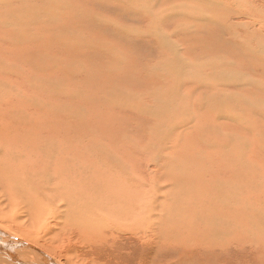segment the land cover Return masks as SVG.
Returning <instances> with one entry per match:
<instances>
[{
	"label": "rangeland",
	"instance_id": "1",
	"mask_svg": "<svg viewBox=\"0 0 264 264\" xmlns=\"http://www.w3.org/2000/svg\"><path fill=\"white\" fill-rule=\"evenodd\" d=\"M219 13L225 22L216 21ZM263 33L264 0H0V160L10 151L11 175H23L25 169L35 175L42 168L54 174L46 180L43 200L72 209L76 207L66 200L98 199L100 208L124 209L115 211L125 217L117 227L124 233L111 232L107 243L87 241L76 230L58 232L60 243L54 245L56 254L51 253L59 258L55 264L76 258L81 264H264V238L259 239L264 237ZM50 153L53 160L47 163L45 154ZM221 189L227 198L217 194ZM7 195L0 188V196ZM108 224L111 229L100 232L117 225L112 220ZM208 226L231 246L213 247L207 231H201ZM150 232V240H143ZM33 236L35 232L28 237Z\"/></svg>",
	"mask_w": 264,
	"mask_h": 264
},
{
	"label": "bare ground",
	"instance_id": "2",
	"mask_svg": "<svg viewBox=\"0 0 264 264\" xmlns=\"http://www.w3.org/2000/svg\"><path fill=\"white\" fill-rule=\"evenodd\" d=\"M149 1V0H148ZM152 1V0H151ZM160 1V0H159ZM163 1V0H162ZM167 1V0H166ZM170 1V0H169ZM175 1V0H174ZM179 1V0H178ZM189 1V0H188ZM190 1H192V0H190ZM194 1H196V0H194ZM207 1V0H206ZM62 2V1H61ZM186 2V1H185ZM205 2V1H204ZM178 3H180V2H178ZM197 3V2H196ZM199 3V2H198ZM212 3V2H211ZM240 3V2H239ZM243 3H244V1H243ZM172 4V3H171ZM175 4V3H174ZM201 4V3H200ZM246 4V3H245ZM250 4V3H249ZM207 5V4H206ZM205 5V6H206ZM215 5V4H214ZM142 6V5H141ZM145 6V5H144ZM149 6H150V4H149ZM154 6V5H153ZM174 6V5H173ZM182 6V5H181ZM210 6H212V5H210ZM210 6H208V7H210ZM194 7V6H193ZM203 7V6H202ZM214 7V6H213ZM216 7V6H215ZM238 7V6H237ZM149 8V7H148ZM163 8V7H162ZM166 8H168V7H166ZM172 8V7H171ZM212 8V7H211ZM152 9V8H151ZM218 10H220L219 8H217ZM234 9V8H233ZM147 10V9H146ZM162 10H164V9H162ZM209 10V9H208ZM180 11V10H179ZM182 11V10H181ZM180 11V12H181ZM203 11H204V9H203ZM215 11L216 10H214L213 12L215 13ZM144 12V11H143ZM163 12H165V11H163ZM176 12V11H175ZM193 12V11H192ZM210 12H212V11H210ZM218 12V11H217ZM222 12H223V9H222ZM166 13V12H165ZM170 13V12H169ZM201 13V12H200ZM205 13V12H204ZM208 13H209V11H208ZM213 13V14H214ZM224 13H226V11L224 12ZM185 14V13H184ZM206 14V13H205ZM220 14V13H219ZM207 15V14H206ZM205 15V16H206ZM212 15V14H211ZM233 15V14H232ZM245 15V14H244ZM174 16V15H173ZM204 16V15H203ZM204 16V17H205ZM214 16H216V15H214ZM212 17V18H216V17H218V16H216V17ZM220 16H221V18H217L216 19V21L217 20H221L222 19V16H223V14L221 15L220 14ZM219 16V17H220ZM241 16V15H240ZM147 17V19H149L148 18V16H146ZM177 17V16H176ZM200 17H202V16H200ZM225 17H226V15H225ZM211 18V17H210ZM251 18V17H250ZM163 19V18H162ZM224 19V18H223ZM222 19V20H223ZM189 21H190V19H188ZM206 20V19H205ZM222 20L219 22V23H221L222 22ZM226 20H228V19H226ZM7 21V20H6ZM185 21V20H184ZM211 21V23H216V24H218V22H215V21H213V20H210ZM209 21V22H210ZM213 21V22H212ZM224 21V20H223ZM17 22V21H16ZM192 22V21H191ZM193 22H195V21H193ZM202 22V21H201ZM225 22V21H224ZM8 23H10V22H8ZM207 23V22H206ZM242 23H244V22H242ZM247 23V22H246ZM249 23H250V21H249ZM248 23V24H249ZM254 23V22H253ZM191 24V23H190ZM224 24H226V23H224ZM247 24V25H248ZM256 24V23H255ZM35 25V24H34ZM200 25V24H199ZM206 25V24H205ZM208 25V24H207ZM191 26H192V24H191ZM194 26H196V25H194ZM209 26V25H208ZM222 26H223V24H222ZM154 27V26H153ZM199 27V26H198ZM202 27V26H201ZM213 26L211 25V27L209 26V28H212ZM225 27V26H224ZM242 27V26H241ZM248 27H249V25H248ZM18 28H19V26H18ZM160 28V27H159ZM203 29H204V27H202ZM245 28V27H244ZM251 28V27H250ZM249 28V29H250ZM16 29V28H15ZM155 29V28H154ZM161 29V28H160ZM195 29V28H194ZM206 29H207V27H206ZM220 30L221 28H216V30ZM226 29V28H225ZM213 30H214V28H213ZM20 31V30H19ZM161 31V30H160ZM211 30H209V32H210ZM215 31V30H214ZM222 32V31H221ZM154 33H155V31H154ZM159 33V32H158ZM188 33H190V32H188ZM212 33V32H211ZM214 33V32H213ZM235 33H237V32H235ZM162 34V33H161ZM210 34V33H209ZM229 34V33H228ZM232 34V33H231ZM262 34V33H261ZM264 34V33H263ZM22 35V34H21ZM168 36V35H167ZM262 37V36H261ZM31 38V37H30ZM204 38V37H203ZM169 39V38H168ZM244 39V38H243ZM162 41V40H161ZM165 41V40H164ZM167 41V40H166ZM242 41H244V40H242ZM76 42V41H75ZM245 42H246V40H245ZM241 43V42H240ZM242 43H244V42H242ZM251 44V43H250ZM154 45H156V44H154ZM172 45V44H171ZM243 45V44H242ZM163 46V45H162ZM167 46V45H166ZM169 46V45H168ZM177 46V45H176ZM179 46V45H178ZM264 46V45H263ZM242 47V46H241ZM249 47V46H248ZM253 47V46H252ZM179 48V47H178ZM245 49V48H244ZM256 49H257V47H256ZM102 50V49H101ZM195 51V50H194ZM245 51L246 50H244V51H242L244 54H245ZM256 51H258V50H256ZM196 52V51H195ZM202 52V51H201ZM247 52V51H246ZM248 52H249V50H248ZM254 52H255V50H254ZM248 54V53H247ZM250 54V53H249ZM248 54V55H249ZM253 54H255V53H253ZM114 55V54H113ZM259 55V54H258ZM174 56V55H173ZM204 56V55H203ZM246 56V55H245ZM119 57V56H118ZM121 57V56H120ZM167 59H165V60H168V57H167V55L165 56ZM262 57V56H261ZM115 58V57H114ZM170 58V57H169ZM179 58V57H178ZM222 58V57H221ZM124 59V58H123ZM126 59V58H125ZM156 59V58H155ZM171 59V58H170ZM169 59V60H170ZM220 59V58H219ZM162 60V59H161ZM160 60V61H161ZM190 60V59H189ZM194 60H196V59H194ZM215 60V59H214ZM264 60V59H263ZM58 61V60H57ZM179 61V60H178ZM197 61V60H196ZM3 62V61H2ZM140 62V61H139ZM181 62H182V60H181ZM185 62V61H184ZM42 63V62H41ZM137 63V62H136ZM174 63V62H173ZM198 63V62H197ZM206 63V62H205ZM217 63V62H216ZM224 63V62H223ZM230 63V62H229ZM44 64V63H43ZM138 64V63H137ZM161 64V63H160ZM178 64V63H177ZM191 64V63H190ZM200 64V63H199ZM210 64V63H209ZM219 64V63H218ZM231 64V63H230ZM242 64V63H241ZM260 64V63H259ZM167 65V64H166ZM189 65V64H188ZM217 65V64H216ZM261 65V64H260ZM40 66V65H39ZM103 66V65H102ZM184 66H186V63H184ZM202 66V65H201ZM218 66V65H217ZM15 67V66H14ZM167 67V66H166ZM179 67H181V66H179ZM200 67V66H199ZM207 67V66H206ZM168 68V67H167ZM186 68H187V66H186ZM87 69V68H86ZM110 69V68H109ZM202 69V68H201ZM253 69V68H252ZM264 69V68H263ZM168 70V69H167ZM190 70V69H189ZM188 70V71H189ZM231 70V69H230ZM229 70V71H230ZM100 71V70H99ZM170 71V70H169ZM183 71V70H182ZM187 71V70H186ZM186 71H184V73H186V74H188ZM219 71V70H218ZM6 72V71H5ZM4 72V73H5ZM43 71H41V73H42ZM81 72V71H80ZM139 72H141V70H139ZM194 71H192V73H193ZM201 72V71H200ZM203 72V71H202ZM201 72V73H202ZM225 72V71H224ZM234 72V71H233ZM18 73H20V71L18 72ZM54 73V72H53ZM74 73V72H73ZM107 73V72H106ZM148 73V72H147ZM152 73V72H151ZM163 73V72H162ZM165 73V72H164ZM178 73V72H177ZM191 73V72H190ZM198 73H199V71H198ZM221 73H223V72H221ZM228 74V73H227ZM231 74V73H230ZM237 74V73H236ZM20 75V74H19ZM106 75V74H105ZM178 75H181V73L180 74H178ZM191 75V74H190ZM190 75H189V77H190ZM197 75V74H196ZM209 75H210V73H209ZM224 75V74H223ZM229 75V74H228ZM172 76V75H171ZM184 76H188V75H184ZM199 74H198V78L197 79H200L199 78ZM230 77L231 76H233V75H229ZM235 76H237V75H235ZM26 77H27V75H26ZM173 77V76H172ZM175 77V76H174ZM182 77V76H181ZM197 77V76H196ZM204 77V76H203ZM202 77V78H203ZM224 77H225V75H224ZM228 77V76H227ZM12 78V77H11ZM34 78V77H33ZM177 78V77H176ZM178 78H180L179 76H178ZM183 78V77H182ZM182 78H181V80H182ZM185 78V77H184ZM202 78H201V80H202ZM218 78V77H217ZM217 78H216V80H217ZM7 79V78H6ZM19 79H20V77H19ZM159 79H161V78H159ZM170 79V78H169ZM192 78H190V80H191ZM227 78H225V80H226ZM229 79V78H228ZM10 80V79H9ZM129 80V79H128ZM171 80V79H170ZM177 80V79H176ZM178 80H180V79H178ZM187 80V79H186ZM215 80V81H216ZM230 80H231V78H230ZM36 81V80H35ZM163 81V80H162ZM182 81H184V80H182ZM192 81V80H191ZM204 81V80H203ZM206 81V80H205ZM233 81H234V79H233ZM58 82V81H57ZM126 82V81H125ZM174 82V81H173ZM177 82V81H176ZM175 82V83H176ZM180 82V81H179ZM208 82H210V81H208ZM213 82V80L211 81V83ZM219 81H217V83H218ZM225 82V81H224ZM235 82V81H234ZM244 82H247V81H244ZM163 83V82H162ZM182 83V82H181ZM213 83H215V82H213ZM221 83V82H220ZM227 83V82H226ZM238 83V82H237ZM39 84V83H38ZM58 84V83H57ZM199 83L197 82V85H198ZM201 84V83H200ZM209 84V83H208ZM235 84V83H234ZM210 85V84H209ZM219 85V84H218ZM217 85V86H218ZM227 85H229V84H227ZM16 86V85H15ZM38 86V85H37ZM67 86V85H66ZM179 86H181V85H179ZM194 86V85H193ZM208 86V85H207ZM212 86V85H211ZM211 86L209 87V88H211ZM221 86H222V84H221ZM1 87V86H0ZM129 87V86H128ZM169 87V86H168ZM191 87V86H190ZM205 87H206V85H205ZM40 88V87H39ZM167 88V87H166ZM180 88H182V86L180 87ZM189 88V87H188ZM216 88H218V87H216ZM220 88V87H219ZM218 88V90H220ZM246 88V87H245ZM54 89V88H53ZM164 89V88H163ZM169 89H171V88H169ZM187 89V88H186ZM194 89V88H193ZM214 89V88H213ZM226 89V88H225ZM262 90L264 89V88H261ZM39 90V89H38ZM60 90V89H59ZM58 90V91H59ZM79 90V89H78ZM159 90V89H158ZM167 90V89H166ZM189 90V89H188ZM227 90H228V88H227ZM234 90V89H233ZM250 90V89H249ZM81 91V90H80ZM161 91H162V88H161ZM165 91V90H164ZM163 91V92H164ZM178 91H179V89H178ZM196 90H194V92H195ZM204 91H206V90H204ZM203 90H202V92H204ZM213 91V90H212ZM247 91V90H246ZM264 91V90H263ZM13 92V91H12ZM17 92V91H16ZM41 92V91H40ZM152 92V91H151ZM158 92V91H157ZM166 92V91H165ZM170 92V91H169ZM190 92H193V91H190ZM231 92V91H230ZM233 92V91H232ZM232 92H231V94H232ZM160 93V92H159ZM176 93H178V92H176ZM209 93V92H208ZM214 93V92H213ZM222 94H223V92H221ZM257 93V92H256ZM18 94V93H17ZM211 94H212V92H211ZM44 95V94H43ZM61 95V94H60ZM63 95V94H62ZM114 95V94H113ZM176 95V94H175ZM187 95V94H186ZM195 95H197V94H195ZM200 95V94H199ZM209 95V94H208ZM215 95H216V93H215ZM227 95V94H226ZM230 95V94H229ZM234 95V94H233ZM256 95V94H255ZM10 96V95H9ZM58 96V95H57ZM119 96V95H118ZM133 96V95H132ZM154 96V95H153ZM160 96H162L161 94H160ZM172 96V95H171ZM182 96V94L180 95V96H178V97H181ZM185 96V95H184ZM191 96V95H190ZM223 96V95H222ZM225 96V95H224ZM223 96V97H224ZM60 97V96H59ZM73 97V96H72ZM75 97V96H74ZM174 97V96H173ZM187 97V96H186ZM185 97V98H186ZM198 97V96H197ZM196 97V98H197ZM204 97H205V95H204ZM216 97H218L217 95L215 96V98ZM247 97V96H246ZM23 98V97H22ZM120 98V97H119ZM126 98V97H125ZM124 98V99H125ZM133 98V97H132ZM165 98V97H164ZM198 98H200V97H198ZM203 98V97H202ZM201 98V99H202ZM207 98V97H206ZM221 98V97H220ZM226 98V97H225ZM232 98V97H231ZM240 98V97H239ZM24 99V98H23ZM158 99H159V97H158ZM175 99H178V98H175ZM208 99H209V97H208ZM211 99H213V98H211ZM12 100V99H11ZM26 100V99H25ZM25 100H23V101H25ZM33 100V99H32ZM137 100V99H136ZM155 100V99H154ZM168 100H170V99H167L166 101H168ZM180 100V99H179ZM182 100H184V99H182ZM210 100V99H209ZM227 101H228V98L226 99ZM236 100H238V99H236ZM235 100V101H236ZM28 101H30V100H28ZM134 101V100H133ZM161 101H163V100H161ZM165 101V102H166ZM200 101V100H199ZM220 101V100H219ZM221 101H223V100H221ZM229 101H231V100H229ZM239 101V100H238ZM8 102V101H7ZM27 102V101H26ZM34 102V101H33ZM169 102V101H168ZM174 102V101H173ZM176 102H178L177 100H176ZM185 102V101H184ZM214 102V101H213ZM217 102H218V100H217ZM30 103V102H29ZM28 103V104H29ZM43 103V102H42ZM41 103V104H42ZM102 103V102H101ZM123 103H124V101H123ZM131 103V102H130ZM135 103V102H134ZM155 103V102H154ZM205 103V102H204ZM210 103V102H209ZM31 104V103H30ZM160 104H162V102L160 103ZM160 104H158V105H160ZM167 104V103H166ZM165 104V105H166ZM178 104V103H177ZM211 105H212V103H210ZM231 104V103H230ZM235 104V103H234ZM46 105V104H45ZM44 105V106H45ZM125 105H127V103L125 102ZM136 105V104H135ZM157 105V104H156ZM184 105V104H183ZM199 105V104H198ZM206 105V104H205ZM220 105V104H219ZM256 105V104H255ZM258 105V104H257ZM3 106V105H2ZM25 106V105H24ZM41 106V105H40ZM43 106V107H44ZM55 106V105H54ZM53 106V107H54ZM57 106V105H56ZM55 106V107H56ZM132 106V105H131ZM131 106H129V107H131ZM141 106V105H140ZM150 106V105H149ZM153 106H155V105H153ZM164 106V105H163ZM172 106H174V105H172ZM209 107L208 108H210V105H208ZM213 106V105H212ZM216 106V105H215ZM226 106H227V104H226ZM226 106H225V108H226ZM233 106V105H232ZM237 106V105H236ZM259 106V105H258ZM9 107V106H8ZM26 107H28L27 106V104H26ZM31 107H33V106H31ZM39 107V106H38ZM127 107V106H126ZM134 107V106H133ZM137 107V106H136ZM162 107V106H161ZM160 107V108H161ZM168 107V104L165 106V108H167ZM183 107V106H182ZM238 107V106H237ZM22 108V107H21ZM125 108V107H124ZM154 108V107H153ZM155 108H156V106H155ZM173 108V107H172ZM177 108V107H176ZM185 108H186V106H185ZM213 108H214V106H213ZM218 108H221V106L220 107H218ZM232 108H235V106L234 107H232ZM31 109V108H30ZM44 110H45V108H43ZM55 109V108H54ZM70 109V108H69ZM130 109V108H129ZM133 109V108H132ZM136 109V108H135ZM143 109H144V107H143ZM146 109V108H145ZM150 109V108H149ZM152 109V108H151ZM157 109V108H156ZM163 109V108H162ZM161 109V110H162ZM169 109V108H168ZM179 109H180V106H179ZM182 109H184V108H182ZM224 108H222V110H223ZM42 110V109H41ZM58 110H60V109H58ZM161 110H158V111H160L161 112ZM165 110H167V109H163V111L165 112ZM170 110V109H169ZM168 110V111H169ZM201 110H203V109H201ZM229 110V109H228ZM233 110V109H232ZM141 111V110H140ZM149 111V110H148ZM151 111V110H150ZM157 111V113H159ZM185 111V110H184ZM184 111H182V113L184 112ZM208 111H210V110H208ZM237 111V110H236ZM235 111V112H236ZM152 112H154V110L152 109V111L150 112V114L152 113ZM167 112V111H166ZM179 112V111H178ZM19 113V112H18ZM32 113V112H31ZM61 113V112H60ZM146 113V112H145ZM148 113V112H147ZM163 113V112H162ZM168 113V112H167ZM181 113V112H180ZM205 113V112H204ZM209 113V112H208ZM211 113V112H210ZM209 113V114H210ZM226 113V112H225ZM1 114V113H0ZM169 114V113H168ZM178 114V113H177ZM255 114V113H254ZM152 115V114H151ZM154 115H156L155 113H154ZM154 115H152V116H154ZM157 115H160V114H157ZM166 115V114H165ZM164 115V116H165ZM178 115H180V114H178ZM212 115V114H211ZM256 115V114H255ZM1 116V115H0ZM36 116H37V113H36ZM115 116V115H114ZM147 116V115H146ZM151 116V117H152ZM167 116V115H166ZM166 116L165 117H163V118H166ZM222 116V115H221ZM31 117H32V115H31ZM42 117V116H41ZM58 117V116H57ZM168 117V116H167ZM210 117V116H209ZM256 116H254V118H255ZM34 118V117H33ZM45 118V117H44ZM196 118H199V117H196ZM201 118H203V117H201ZM207 118V117H206ZM239 118V117H238ZM261 118V117H260ZM22 119V118H21ZM35 119V118H34ZM249 119V118H248ZM262 119V118H261ZM155 120H157V119H155ZM239 120H240V118H239ZM149 121V120H148ZM158 121V120H157ZM196 121H198V120H196ZM212 121V120H211ZM254 121H255V119H254ZM257 121V120H256ZM255 121V122H256ZM264 121V120H263ZM17 122V121H16ZM23 122V121H22ZM59 122V121H58ZM125 122V121H124ZM159 122H161V120L159 121ZM172 122V121H171ZM215 122V121H214ZM258 122V121H257ZM62 123V122H61ZM66 123V122H65ZM203 123V122H202ZM262 123H264V122H262ZM155 124V123H154ZM169 124H171V123H169ZM249 124V123H248ZM15 125H17V124H15ZM137 125V124H136ZM139 125V124H138ZM137 125V126H138ZM149 125V124H148ZM171 125H173V124H171ZM175 125V124H174ZM173 125V126H174ZM250 125H252L251 124V122H250ZM250 125H248V126H250ZM256 124H254L252 127H254ZM150 126V125H149ZM152 126V125H151ZM159 127H160V125H159ZM172 127V126H171ZM170 127V128H171ZM176 127H179V126H176ZM245 127V126H244ZM255 127H257V126H255ZM259 127H260V124H259ZM259 127H257V128H259ZM264 127V126H263ZM13 128V127H12ZM147 128V127H146ZM152 129H156L155 128V126H154V128L153 127H151ZM188 128H190L189 126H188ZM257 128H255L256 130H257ZM151 129V130H152ZM161 129V128H160ZM166 129H167V127H166ZM169 129V128H168ZM195 129V128H194ZM150 130V129H149ZM153 130V131H154ZM174 130H176V129H174ZM173 130V131H174ZM211 130V129H210ZM214 130V129H213ZM245 130V129H244ZM260 130H262V129H259V131ZM153 131H152V133H153ZM172 131V132H173ZM197 131V130H196ZM199 131V130H198ZM259 131H257V132H259ZM154 132H159V131H154ZM193 132V131H192ZM247 132V131H246ZM245 131H244V133H246ZM253 132V131H252ZM261 132H263V131H261ZM144 134V133H143ZM142 134V135H143ZM150 134V133H149ZM158 134V133H157ZM248 134V133H247ZM260 134V133H259ZM108 135V134H107ZM135 135V134H134ZM155 135V134H154ZM159 135V134H158ZM170 135V134H169ZM229 135H230V133H229ZM12 136V135H11ZM77 136V135H76ZM86 136V135H85ZM246 136H249V135H246ZM128 137V136H127ZM137 137V136H136ZM149 137H153V136H151V134H150V136ZM155 137H156V135H155ZM225 137V136H224ZM84 138V137H83ZM131 138V137H130ZM129 138V139H130ZM159 138V137H158ZM162 138V137H161ZM164 138V137H163ZM168 138V137H167ZM251 138V137H250ZM255 137H253V140L254 141H251V142H253V143H255V139H254ZM128 139V140H129ZM149 139V138H148ZM150 139H152V138H150ZM157 139V138H156ZM171 139V138H170ZM246 139V138H245ZM55 140V139H54ZM85 140V139H84ZM87 140V139H86ZM131 140V139H130ZM133 140V139H132ZM136 140V139H135ZM79 141V140H78ZM81 141V140H80ZM154 140H152V142H153ZM248 141H249V139H248ZM257 141V140H256ZM128 142V141H127ZM130 142V141H129ZM132 142H134V141H132ZM131 142V143H132ZM151 142V143H152ZM155 142V141H154ZM203 142H205V141H203ZM49 143H50V141H49ZM53 143V142H52ZM81 143V142H80ZM100 143V142H99ZM114 143V142H113ZM118 143H120V142H118ZM149 143V142H148ZM112 144V143H111ZM150 144V143H149ZM49 145V144H48ZM59 145V144H58ZM147 145V144H146ZM62 146V145H61ZM80 146H81V144H80ZM137 146V145H136ZM154 146V145H153ZM152 146V147H153ZM222 146V145H221ZM139 147V146H138ZM137 147V148H138ZM149 147V146H148ZM4 147L2 146V145H0V149L2 150ZM58 148V147H57ZM102 148H104V147H102ZM134 148V147H133ZM250 148V147H249ZM117 149V148H116ZM141 149V148H140ZM159 149V148H158ZM165 149V148H164ZM238 149V148H237ZM98 150V149H97ZM100 150V149H99ZM150 150V149H149ZM230 150V149H229ZM248 150V149H247ZM3 151V150H2ZM13 151V150H12ZM139 151V150H138ZM151 151V150H150ZM153 151H154V149H153ZM153 151H151V152H153ZM226 151V150H225ZM258 151V150H257ZM7 152H8V154H6L5 156H6V158H3V159H6V161L4 162L3 161V159L2 160H0V166L1 165H5V166H3V167H0L1 169H0V188L2 189V188H4L6 191H8V195L6 196V197H1L0 196V264H55L54 262H56V259H59V258H57V257H54L51 253H52V251L53 252H55V254H56V248L54 247V245H56L59 241H60V239H61V234H59V235H61V236H58V232H60L62 229H66V230H68V232H69V234H73L74 233V231L76 230L78 233H80L81 235L80 236H83L85 239H87V241L90 239H95L96 241H99V242H101V241H103V242H108L109 241V239H110V233L111 232H113V235H116V231L118 230L119 231V233H120V231L121 232H123L121 229H119V228H117V227H119L120 225H119V221L120 220H123V222L125 221V217H120V215L119 216H115V213L117 212L118 213V208H119V206L116 208V209H114V207H116V205L113 207V209L116 211H111V210H109V208H105L104 207V209L103 208H100V207H102V202L100 201H98V202H95V201H97L96 199L95 200H66V202H67V204L69 205V206H74V207H76V208H72V209H70L67 205H62L61 203H59V202H57V201H55V200H43L42 198H45V196L43 195V191H45L46 190V187H48V185H49V183L48 182H46V180H47V178L48 177H51V180H53V175L54 174H52V173H49L48 172V170H46L45 168H42V169H40V170H38L37 172H36V174L34 175L31 171H29L28 169L26 170L25 169V171H22V173H24L23 175H20V174H15V175H11L10 173H13V172H11V170L12 169H10L12 166V164L10 165V167L9 166H7L8 164H10V162L11 163H13L12 162V160H9L10 159V151H8L7 150ZM198 152H200V151H198ZM226 152H228V151H226ZM105 153V152H104ZM263 153V152H262ZM261 153V154H262ZM102 154V153H101ZM228 154V153H227ZM226 154V155H227ZM24 155V154H23ZM53 153H50V154H45V156L47 157V159L45 160L47 163H49V162H51V160H53ZM98 156V155H97ZM112 156V155H111ZM110 156V157H111ZM230 156V155H229ZM258 156V155H257ZM3 157V156H2ZM1 157V158H2ZM101 157V156H100ZM242 157H243V155H242ZM254 157H255V155H254ZM262 157V156H261ZM17 158H20V157H17ZM25 158V157H24ZM116 158V157H115ZM114 158V159H115ZM118 158V157H117ZM226 158V157H225ZM259 158V157H258ZM96 159H97V157H96ZM106 159V158H105ZM108 159H110V158H108ZM222 159H223V157H222ZM227 159V158H226ZM225 159V160H226ZM260 159V158H259ZM28 160V159H27ZM99 160V159H98ZM113 160V159H112ZM117 160V159H116ZM21 161V160H20ZM70 161V160H69ZM102 161V160H101ZM109 161H111V160H109ZM262 161H263V159H262ZM53 162V161H52ZM100 162V161H99ZM103 162V161H102ZM101 162V163H102ZM108 162V161H107ZM249 162V161H248ZM104 163V162H103ZM116 163H117V161H116ZM247 163V162H246ZM105 164H107L106 162H105ZM112 164H113V162H112ZM255 164H256V162H255ZM110 165V164H109ZM109 165H107L108 167H109ZM116 165V164H115ZM118 165L119 164H117L116 166L118 167ZM124 165V164H123ZM257 166H258V164H256ZM262 165H264L263 164V162H262ZM25 166V168H26V166H28L27 164H25L24 165ZM103 166H105V165H103ZM106 166V167H107ZM90 167V166H89ZM105 167V168H106ZM123 167V166H122ZM218 167V166H217ZM260 167H261V165H260ZM260 167H257L258 169L260 168ZM34 168H35V166H34ZM51 168V167H50ZM103 168V167H102ZM111 168V167H110ZM115 168V166L113 167V170H115L114 169ZM24 169V168H23ZM95 169H97V168H95ZM104 169V168H103ZM117 169H119V168H117ZM263 169V168H262ZM262 169L260 168V170H261V172H262ZM106 170V169H105ZM104 170V171H105ZM124 170V169H123ZM111 171V170H110ZM110 171H108L109 173H106V174H111L110 173ZM259 171V170H258ZM86 172V171H85ZM90 172V171H89ZM100 172H101V170H100ZM212 172V171H211ZM260 172V171H259ZM20 173V172H19ZM102 173V172H101ZM115 173V172H114ZM126 173V172H125ZM255 173H257L258 174V172H255ZM104 174H105V172H104ZM256 174V175H257ZM263 174V173H262ZM124 175V174H123ZM261 175V174H260ZM260 175H257V177H259ZM209 176V175H208ZM17 178H19V179H17ZM112 178V177H111ZM110 178V179H111ZM204 178V177H203ZM202 178V179H203ZM218 178V177H217ZM93 179V178H92ZM105 179V178H104ZM113 180V179H112ZM219 180V179H218ZM220 181V180H219ZM50 182V181H49ZM96 184H97V182H96ZM116 185H117V183H115ZM122 184V183H121ZM125 184V183H124ZM132 184V183H131ZM133 184L135 185L136 183H134L133 182ZM196 184L197 183H195V186H196ZM199 184H200V182H199ZM224 184V183H223ZM51 185V184H50ZM62 185V184H61ZM198 185V184H197ZM118 186H120V184L118 185ZM117 186V187H118ZM128 186V185H127ZM194 186V187H195ZM135 187H136V185H135ZM102 188V187H101ZM192 188H193V186H192ZM56 189V188H55ZM122 189H123V187H122ZM194 189V188H193ZM54 190V189H53ZM185 190V189H184ZM195 190V189H194ZM202 190V189H201ZM97 191L98 190H96V194H97ZM123 191V190H122ZM124 191H125V189H124ZM192 191V190H191ZM223 191L224 190H222L221 189V191H217V194H219L220 196H222L224 199L225 198H227V196L225 197V194H223ZM226 191V190H225ZM89 192H90V190H89ZM89 192H87V194L89 193ZM155 192V191H154ZM46 193V192H45ZM132 193H134V192H132ZM136 193V192H135ZM134 193V194H135ZM48 194V193H47ZM90 194V193H89ZM93 194V193H92ZM137 194H138V192H137ZM151 194H152V192H151ZM189 194H191L192 195V192H190ZM95 195V194H94ZM100 195V194H99ZM101 195L103 196V193H101ZM133 195V194H132ZM197 195V194H196ZM195 195V196H196ZM88 196H90V195H87V197ZM93 196V195H92ZM117 196V195H116ZM125 196V195H124ZM69 196H67V198H68ZM76 197H82V196H77L76 195ZM95 197H97L96 195H95ZM100 197V196H99ZM112 197V196H111ZM126 197V196H125ZM128 197V196H127ZM131 197V196H130ZM179 197H181V196H179ZM189 197L191 198V196L189 195ZM197 197V196H196ZM8 198H11V200H7ZM84 198H86V196L84 197ZM98 198V197H97ZM112 198H114V199H116L115 198V196H113ZM122 198V197H121ZM124 198V197H123ZM40 199H42V200H40ZM94 199V198H93ZM127 199V198H126ZM132 199V198H131ZM184 199H185V197H184ZM60 200V199H59ZM118 200V199H117ZM120 200L121 199H119L118 200V202H120ZM125 200V199H124ZM123 200V201H124ZM129 199H127V201H128ZM111 201V200H110ZM115 201V200H114ZM135 201V200H134ZM141 201V200H140ZM153 201V200H152ZM179 201V200H178ZM103 202H105L106 203V201H103ZM113 202V201H112ZM111 202V203H112ZM122 202V201H121ZM126 202V201H125ZM124 202V203H125ZM136 202V201H135ZM180 202V201H179ZM183 202V201H182ZM109 203V202H108ZM139 203V202H138ZM110 204V203H109ZM117 204V203H116ZM119 204V203H118ZM134 204V203H133ZM136 204V203H135ZM186 204V203H185ZM205 204V203H204ZM124 205H128V204H124ZM140 205V204H139ZM155 205V204H154ZM179 205V204H178ZM187 205H188V203H187ZM134 206V205H133ZM138 206V205H137ZM184 206V208H186L185 207V205H183ZM261 206H262V204H261ZM259 207L260 209H263V207ZM122 207V206H121ZM126 207H128V206H126ZM130 207V206H129ZM124 208V207H123ZM188 208V207H187ZM186 208V209H187ZM112 209V208H111ZM120 209V208H119ZM122 209V208H121ZM135 209V208H134ZM134 209H132L133 211H134ZM136 209H140V208H136ZM136 209H135V211H136ZM160 209V208H159ZM118 210V211H117ZM124 210V209H123ZM123 210L122 211H119V213L121 214V212L122 213H124L123 212ZM264 210V209H263ZM125 211H127V209L125 210ZM155 211H156V209H155ZM177 211V210H176ZM137 212V211H136ZM139 212V211H138ZM147 212V211H146ZM145 212V213H146ZM189 212V211H188ZM187 212V213H188ZM127 213V212H126ZM125 213V214H126ZM168 214H169V212H167ZM206 213H208L207 211H206ZM125 214H123V216H125ZM132 214H134V213H132ZM143 214H144V212H143ZM117 215V214H116ZM128 215V214H127ZM175 215V214H174ZM177 215V214H176ZM129 216V215H128ZM127 216V217H128ZM169 216V215H168ZM192 216H193V214H192ZM97 217V218H96ZM173 217V216H172ZM194 217V216H193ZM195 217H197V216H195ZM157 218V217H156ZM181 218V217H180ZM200 218V217H199ZM127 219V218H126ZM147 219V216H146V214H144L143 215V221H145ZM175 219V218H174ZM252 219V218H251ZM109 220H112L114 223H116L117 225H116V228H114L112 231H109V229H108V231H106V232H100V229H102V228H107V227H109L110 229H111V226H110V224H108L107 225V223H109ZM130 220H132V218L130 219ZM168 220V219H167ZM186 221H187V219H185ZM189 220H191V218L189 219ZM194 220V219H193ZM254 220V219H253ZM134 221V220H133ZM174 222H176L175 220H173ZM247 221H248V219H247ZM246 221V222H247ZM249 221H250V219H249ZM56 223L54 226H52L51 224L52 223ZM168 222H170V221H168ZM172 222V221H171ZM188 222V221H187ZM205 222V221H204ZM245 222V223H246ZM251 222V221H250ZM147 223V222H146ZM182 223V222H181ZM186 223V222H185ZM190 223V221L188 222V224ZM206 223V222H205ZM252 223H254L253 221H252ZM256 223V222H255ZM107 226H106V225ZM135 224V223H134ZM172 224V223H171ZM187 224V223H186ZM248 224H250V223H248ZM177 225H179L178 223H177ZM181 225V224H180ZM183 225V224H182ZM256 227H257V225L256 224H254ZM5 226L7 227V230H5L6 228H5ZM134 226V225H133ZM137 226H139V225H137ZM151 226V225H150ZM184 226V225H183ZM193 225H190V227H192ZM249 226V225H248ZM250 226H252L251 224H250ZM259 226V225H258ZM186 227V226H185ZM262 227H264V226H262ZM100 228V229H99ZM137 228V227H136ZM140 228V227H139ZM149 228L150 227H148V229H147V231L149 230ZM182 228H184V227H182ZM203 228V227H202ZM201 228V231H203V232H206V237L205 238H207V239H209L210 241H212L213 242V247H216V246H218V244L219 243H224V244H227V243H229V246H231V242L229 241V242H222L221 240L225 237V236H222L218 231L216 232L215 231V229L216 228H213V230H211V229H209V226H208V228H204V229H202ZM248 228V227H247ZM251 228V227H250ZM253 229H254V226L252 227ZM258 228V227H257ZM142 229V228H141ZM179 229V228H178ZM263 229V228H262ZM129 230V229H128ZM132 230V229H131ZM141 231V230H140ZM177 231V230H176ZM182 231V230H181ZM200 231V232H201ZM256 232H257V230H255ZM254 231V232H255ZM34 232H35V236L38 234V236H39V239H34V237L35 236H33V237H28L29 235L31 236V235H34ZM62 232V231H61ZM67 232V231H66ZM203 232H202V234H203ZM253 232V231H252ZM124 233V232H123ZM139 232H138V230H134V232L132 233V234H134L135 236L138 234ZM142 233V232H141ZM264 233V232H263ZM262 233V234H263ZM52 234H57V235H55V238H53L54 236L52 235ZM153 234V232H150V233H148L146 236L147 237H144L143 238V240H150V237H151V235ZM201 234V233H200ZM199 234V235H200ZM238 234V233H237ZM241 234V233H240ZM50 235H52V236H50ZM149 235H150V237H149ZM198 235V236H199ZM235 235H236V233H235ZM264 235V234H263ZM58 236V237H57ZM79 236V238H81V239H84L83 237H80ZM174 236V235H173ZM69 237H71V236H69ZM89 237H92V238H89ZM115 236H113V238H114ZM178 237V236H177ZM176 237V238H177ZM67 238H68V236H67ZM116 238V237H115ZM114 238V239H115ZM175 238V240H177ZM189 238V237H188ZM195 238V237H194ZM242 238V237H241ZM241 238H239V239H241ZM251 238V237H250ZM261 238H264V237H260L259 239H261ZM228 239V238H227ZM237 239V238H236ZM235 239V240H236ZM258 239V240H259ZM69 240V239H68ZM159 240H160V238H159ZM174 240V241H175ZM197 240V239H196ZM234 240V241H235ZM180 241V240H179ZM204 241H207V240H204ZM236 241H238L239 242V240H236ZM261 241V240H260ZM90 242V241H89ZM157 242H158V240H157ZM233 242V241H232ZM252 242V241H251ZM259 242V241H258ZM264 242V240L262 241V243ZM48 243H50V244H53V249L52 248H50V249H48V246L46 245V244H48ZM60 243V242H59ZM87 243V242H86ZM91 243V242H90ZM240 243V242H239ZM242 243V242H241ZM240 243V244H241ZM248 244H249V242H247ZM98 244V243H97ZM177 244H179V243H177ZM245 244L246 243H244V246H245ZM91 245H92V243H91ZM160 245V244H159ZM188 245H189V247H191V245L189 244V242H188ZM205 245H207L206 243H205ZM234 245V244H233ZM247 245V244H246ZM252 245V244H251ZM157 246V245H156ZM211 246V245H210ZM209 246V247H210ZM159 247H161V246H159ZM238 249V248H237ZM246 249V248H245ZM72 250V249H71ZM75 250V249H74ZM73 251V250H72ZM77 253H78V251L77 250H75ZM243 251V250H242ZM50 252V253H49ZM50 255H49V254ZM48 256V257H47ZM76 256V255H75ZM261 257V256H260ZM70 258V257H69ZM76 258V257H75ZM262 258H264V257H262ZM79 259V258H78ZM77 258H76V261H74V262H63V261H61V260H58V261H60V262H62L63 264H77L76 262H80L79 260H78ZM67 260H70L71 261V258L70 259H67ZM83 262V261H82ZM259 262H261L260 260H259ZM80 264H81V262H80ZM83 264V263H82ZM91 264H96V262L95 261H93V263H91ZM263 264V263H262Z\"/></svg>",
	"mask_w": 264,
	"mask_h": 264
}]
</instances>
